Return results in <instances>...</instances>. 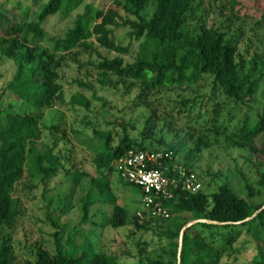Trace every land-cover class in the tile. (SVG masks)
<instances>
[{"label": "trees", "instance_id": "1", "mask_svg": "<svg viewBox=\"0 0 264 264\" xmlns=\"http://www.w3.org/2000/svg\"><path fill=\"white\" fill-rule=\"evenodd\" d=\"M85 1L48 0L35 18L25 16L21 20L12 19L0 10V20L3 22L0 63L6 57L14 62L15 68L12 79L2 88L0 97L10 94L15 104L51 107L54 101L63 97L60 69L68 52L79 47L89 48L95 38L102 47L125 54L128 48L117 44L113 30L127 25L133 37L142 39L136 58L126 63L121 55L113 58L100 55L99 67L103 76L113 74L127 88L137 86L141 90L140 95L147 96L152 91L198 84L208 74L212 76L213 91L220 90L227 100L250 107L249 103L255 99L258 81H249L244 74V52L224 25L204 24L193 31L189 29L188 14L193 11L195 0H114L107 10L88 3L63 35L51 34L44 28L43 23L49 17L57 14L68 17ZM127 80L131 82L127 84ZM72 100L89 105V100L80 95ZM13 104L9 103L7 108L0 110V228H12L21 214V199L15 192L25 173L47 184L58 175L59 164L63 165L59 154L61 151L56 152L66 136L61 125L52 123L45 126L41 115L18 113L12 110ZM214 113L216 125L221 127L218 125L220 109H215ZM155 115L154 111L142 131L144 138L154 137ZM120 125L123 133L116 144L110 132H95L105 140L93 159L99 174L91 178V186L98 190L96 201L113 205L112 212L104 217L100 225L114 228L129 223L128 210L117 202L106 176V173L115 170L114 162L133 147L173 150L176 153L175 144H167L163 137L156 139L157 147L151 148L145 144V140L138 142L130 136L128 123L122 122ZM45 129L49 131L48 141L45 150L41 151L37 144L43 140ZM217 133L220 135L221 132ZM260 137L264 138V105L259 109L256 122L250 123L244 117L224 135L228 145L246 149L255 157L259 187L254 189L248 183L247 198L239 196L226 183L219 184L212 194L203 188L198 193L176 191L172 200L164 202L172 217L169 218V225H156L159 234L171 239L170 255L167 259L157 260L141 257V264L146 261L147 264H178L180 231L190 221L185 218L186 214H191L194 220L207 219L218 223L197 222L186 230L180 264H220L226 252L227 255L234 252L233 243L241 236L243 228L252 223L264 237V146H259L256 141ZM194 143L195 147L188 154L189 159L210 146L203 135L198 136ZM186 167L195 171L193 166ZM63 170L72 174L65 167ZM121 180L140 190L139 186ZM93 203L87 200L83 205L85 221ZM133 221L138 230H147L151 223L160 222L159 218H152L139 223L136 216ZM54 224L59 228L54 234L57 237L55 253L40 242L36 244L34 261L27 264H119L112 254L79 253L81 245L77 246L78 254H63L62 226L56 221ZM71 241L70 235L66 244ZM260 256L259 260L254 259V264H264V252ZM14 260L13 245L9 238L4 239L0 246V264H16Z\"/></svg>", "mask_w": 264, "mask_h": 264}, {"label": "rangeland", "instance_id": "2", "mask_svg": "<svg viewBox=\"0 0 264 264\" xmlns=\"http://www.w3.org/2000/svg\"><path fill=\"white\" fill-rule=\"evenodd\" d=\"M47 1L0 0V10L16 20L25 16L35 18ZM113 1L86 0L70 16L54 15L43 26L51 34L63 35L72 27L76 15L83 12L86 4L107 10ZM204 24L224 25L244 52V74L249 81H258L255 99L249 103L250 107L227 100L220 90L214 92L212 76L208 74L198 84L152 91L147 96L140 95L141 90L137 86L127 88L113 74L103 76L99 67L100 55L109 58L121 55L126 63L136 58L142 39L133 37L127 25L113 30L117 44L128 48L125 54L102 47L95 38L89 48L79 47L68 52L60 69L63 97L54 101L51 107L15 104L10 94L0 97V110L14 103L12 110L41 115L45 126L60 124L66 132L56 150L57 153L61 151L59 154L63 164H59L58 175L44 184L39 178L25 173L15 192L21 199V214L12 228H0V246L4 239L9 238L16 264L33 262L36 244L40 242L55 253L57 237L54 234L59 231L55 221L62 226L60 236L65 245L61 252L65 255L104 252L114 255L119 264H141V257L156 260L169 257L171 239L159 234L156 226L161 223L169 225V219L159 218L160 222L151 223L149 229L138 230L133 219L143 207L142 193L137 187L123 182L116 170L106 173V176L117 202L128 210L129 223L119 228L100 225L104 217L112 212L113 205L96 201L98 190L91 186V178L99 174L93 159L105 140L95 132H110L116 144L123 133L122 122L129 124L127 131L132 138L138 142L145 140L148 147H157L156 139L162 137L167 144H175L176 160L183 166L194 167L202 188L209 194L219 184L226 183L239 196L247 198L248 183L254 189L259 187L255 157L246 149L228 145L224 135L244 117L250 123L256 122L259 109L264 105V0H195L193 11L188 14L189 29L193 31ZM2 27L0 20V34ZM14 70V62L5 57L0 63V92L12 79ZM130 82L127 80V84ZM78 95L88 99L89 105L74 102L72 98ZM217 108L220 109L218 125L221 127L215 121L214 111ZM154 111V137L144 138L142 131ZM217 131L221 132L220 135ZM48 132V129L44 130V138L37 144L41 151L45 150ZM201 135L210 142V146L189 159L188 154L195 147L194 141ZM256 141L259 146H264V138ZM64 167L72 174H67ZM87 200L94 203L85 221L83 205ZM184 216L189 222L194 220L191 214ZM70 235L72 241L66 244ZM78 245H81V251L77 252ZM232 248V255L226 252L220 264H254V259L259 260L264 252L263 234L252 223L243 228Z\"/></svg>", "mask_w": 264, "mask_h": 264}, {"label": "built area", "instance_id": "3", "mask_svg": "<svg viewBox=\"0 0 264 264\" xmlns=\"http://www.w3.org/2000/svg\"><path fill=\"white\" fill-rule=\"evenodd\" d=\"M120 179L140 187L142 208L135 216L139 223L171 213L165 201L172 200L178 190L195 193L202 188L198 172L179 164L173 150L130 148L114 162Z\"/></svg>", "mask_w": 264, "mask_h": 264}, {"label": "water", "instance_id": "4", "mask_svg": "<svg viewBox=\"0 0 264 264\" xmlns=\"http://www.w3.org/2000/svg\"><path fill=\"white\" fill-rule=\"evenodd\" d=\"M255 215V214H254ZM253 215V216H254ZM253 216L249 217L248 219H251ZM197 222H209V223H218L216 221H211V220H207V219H195L191 222H188L186 223L181 231H180V236H179V247H178V264H180V255H181V250H182V247H183V237H184V234L186 232V230L192 226L193 224L197 223Z\"/></svg>", "mask_w": 264, "mask_h": 264}]
</instances>
